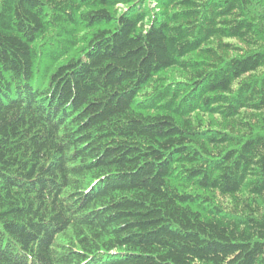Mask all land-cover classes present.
Instances as JSON below:
<instances>
[{"label": "trees", "instance_id": "obj_1", "mask_svg": "<svg viewBox=\"0 0 264 264\" xmlns=\"http://www.w3.org/2000/svg\"><path fill=\"white\" fill-rule=\"evenodd\" d=\"M0 264H264V0H0Z\"/></svg>", "mask_w": 264, "mask_h": 264}]
</instances>
